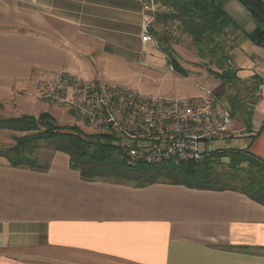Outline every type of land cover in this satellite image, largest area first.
<instances>
[{
	"label": "crops",
	"instance_id": "crops-1",
	"mask_svg": "<svg viewBox=\"0 0 264 264\" xmlns=\"http://www.w3.org/2000/svg\"><path fill=\"white\" fill-rule=\"evenodd\" d=\"M142 8V0H0V108L47 76L89 80L74 72H95L99 58L144 64L162 50L142 42ZM224 10L237 29L219 39L239 80L256 84L250 122L228 147L264 164V47L239 24L254 31L250 11L237 0ZM162 27L153 25L159 41ZM50 159L39 172L0 157V264H264V206L242 193L89 182L65 153Z\"/></svg>",
	"mask_w": 264,
	"mask_h": 264
},
{
	"label": "trees",
	"instance_id": "trees-1",
	"mask_svg": "<svg viewBox=\"0 0 264 264\" xmlns=\"http://www.w3.org/2000/svg\"><path fill=\"white\" fill-rule=\"evenodd\" d=\"M226 1L228 0H161L171 11L159 16L158 21L163 26L178 23L181 33L190 38L200 56L203 59L207 55L217 58V63L222 68L226 62H231L230 58L227 59L229 54L219 38L223 37L229 27L237 29L224 10ZM237 1L243 7L248 6L255 11V14H250L256 27L248 38L255 45L264 47V1ZM166 34L161 35L163 40L160 43L165 44L163 51L170 66L174 72L186 76V70L175 57L171 39ZM209 72L227 85L239 81L235 70ZM231 109L234 118L239 114L244 115L248 125L252 115L249 107H243L241 101L233 99ZM2 130L21 134L14 137L10 145L0 146V157L13 168L49 171L50 157L46 160L39 157L42 144L47 143L52 154L61 152L68 155L71 168L78 171L85 181L118 183L138 188L171 184L198 190L229 189L264 206V164L244 150L232 149L216 153L200 163L187 161L179 166L170 162L148 165L129 162L123 148L107 135L88 134L77 125L59 126L56 118L49 112H42L38 117L0 116V131Z\"/></svg>",
	"mask_w": 264,
	"mask_h": 264
},
{
	"label": "built area",
	"instance_id": "built-area-1",
	"mask_svg": "<svg viewBox=\"0 0 264 264\" xmlns=\"http://www.w3.org/2000/svg\"><path fill=\"white\" fill-rule=\"evenodd\" d=\"M142 5V42H155L163 51L153 25L171 9L161 0H142ZM229 65L234 69L232 63ZM38 97L72 112L94 134L109 136L131 163H200L234 149L228 145L239 134L233 130L229 100L207 88L190 97L155 96L117 85L99 87L84 78L61 75L48 76L38 89Z\"/></svg>",
	"mask_w": 264,
	"mask_h": 264
},
{
	"label": "rangeland",
	"instance_id": "rangeland-1",
	"mask_svg": "<svg viewBox=\"0 0 264 264\" xmlns=\"http://www.w3.org/2000/svg\"><path fill=\"white\" fill-rule=\"evenodd\" d=\"M237 23H239V21H237ZM239 24L243 28L242 31L247 32L248 36H250L248 27L243 23ZM164 33H167L166 36L170 37L174 55L186 70V76L171 71L166 53L159 50H157L158 54L155 52L153 54L146 53L145 56L148 59L145 60L144 64L141 62L139 64L126 65L116 59L99 58L95 65L98 70L95 72L84 71L82 73L74 72V74L82 77L86 76L95 84L100 83L101 85L110 84L123 86L139 91L141 94L155 96L190 97L201 94L202 88H207L210 89V91L213 90L218 94L225 95L229 100L230 105L231 100L235 99L237 102L241 101L243 107H249V109L252 108L251 104L255 101L252 92H255L256 84L251 83L248 85L240 80L238 82L236 81L234 84H225V82H222L212 75L209 70L234 72L235 69H232L229 65L231 63L226 62L221 68L217 63V58L207 55L205 59H203L200 56L198 49L192 44L190 38L183 35L180 27L177 25L169 23L167 26L164 25L161 34ZM154 46V43H150L152 49ZM160 46L163 49L165 44L160 43ZM226 51L227 54L231 52L229 42ZM226 57L227 59L231 58L230 55H227ZM47 77H44L39 81L37 80V85L35 84L36 82H34L35 87L20 90L19 93H17L15 100H3L1 102L2 107L0 108V116L19 117L22 115H33L38 117L42 112L47 111L56 118V122L59 126L77 125L84 130V132L94 134L87 125L82 124L72 112L62 109L51 102H44L41 99L39 100L38 89ZM245 110L247 111V109ZM234 120L235 124L233 130H240L246 126L244 115L239 114ZM20 135L21 134L13 131H0V146L10 145L13 138ZM47 145V143L42 144L43 149L39 154V157L43 160L48 159L53 152ZM224 161L226 162L227 160L224 159Z\"/></svg>",
	"mask_w": 264,
	"mask_h": 264
},
{
	"label": "water",
	"instance_id": "water-1",
	"mask_svg": "<svg viewBox=\"0 0 264 264\" xmlns=\"http://www.w3.org/2000/svg\"><path fill=\"white\" fill-rule=\"evenodd\" d=\"M244 8H245L247 11H250L251 13L255 14V11H253L252 9H249L248 6H244Z\"/></svg>",
	"mask_w": 264,
	"mask_h": 264
}]
</instances>
